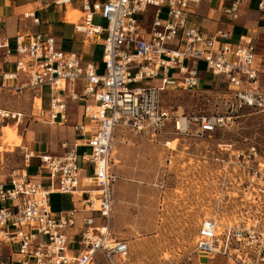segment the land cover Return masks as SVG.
Instances as JSON below:
<instances>
[{
	"label": "built area",
	"instance_id": "obj_1",
	"mask_svg": "<svg viewBox=\"0 0 264 264\" xmlns=\"http://www.w3.org/2000/svg\"><path fill=\"white\" fill-rule=\"evenodd\" d=\"M204 1L52 0L54 6L76 4L82 21L76 30L86 39H101L100 73L79 54L56 49L49 33L25 32L14 37L15 70L28 73V87L37 94L42 86L48 87L50 117L64 118L66 103L61 93L81 81L80 96L94 102L83 107V116L95 124V130L82 144L65 146L62 154L36 155L38 165L32 176L22 169L0 182V241L15 246L12 263L95 264L101 254L106 264H117V259L127 255L126 240L114 237L110 228L113 132L126 127L135 135L153 138L165 133L169 123L178 135L188 134L192 124L196 135L213 132L223 118L175 116L160 105V95L168 87L199 89L198 61L226 84L239 107L264 111V66L257 58L253 35L242 34L233 44L228 31L215 29L209 34L188 22L191 9ZM256 1L258 12L264 14V0ZM241 2L232 0L226 8L231 20L238 18ZM149 8L150 20L144 28L139 17ZM95 15L106 21L104 27L93 23ZM21 17L39 24L34 12ZM4 45L0 41V48ZM156 79L159 84L153 82ZM69 98L75 100L78 95L71 91ZM91 106L96 108L91 110ZM16 115L20 114L0 110L1 118ZM74 130L84 136L83 125L76 124ZM80 146L88 151L79 154ZM225 150L230 152L228 160L218 159L221 169L225 172L230 164L233 181L245 184L243 194L251 189L250 196L239 198L234 221L222 229L217 220H203L196 232L195 251L205 256L203 264L216 258H222L223 264H264V154L253 146ZM30 157L25 154V167ZM42 176L47 183L41 181ZM51 193L78 197L68 210L54 213L49 206ZM0 264L5 263L0 260Z\"/></svg>",
	"mask_w": 264,
	"mask_h": 264
},
{
	"label": "rangeland",
	"instance_id": "obj_2",
	"mask_svg": "<svg viewBox=\"0 0 264 264\" xmlns=\"http://www.w3.org/2000/svg\"><path fill=\"white\" fill-rule=\"evenodd\" d=\"M80 16L81 13L76 21ZM164 16L162 13L161 18ZM93 23L106 25L98 15L94 16ZM254 34L258 59L263 64L264 34L257 30ZM96 53H102L101 46ZM197 67L203 71L204 63L198 61ZM19 72L23 85L17 92L0 90V110L9 115L20 114L15 118L0 117V182L8 181L9 176L19 170L28 171L29 165L25 167V147L31 134L28 126L41 113L38 94L26 85L28 73ZM242 81L243 85L247 83L245 77ZM228 90L218 78L214 83L202 78L198 90L168 87L160 95V105L171 115L223 118L211 133L196 135V126L192 124L188 134L178 135L173 133L169 123L164 127L165 133L150 138L149 135H135L125 127L122 129L128 135L125 149L115 151L111 145L112 160L122 152L129 160L131 158L133 167L112 182L111 232L114 237L126 240L129 249L126 258L117 259V264H203L207 261L205 256L195 251L200 223L214 219L222 229L234 221L241 204L239 198L250 196L251 189L243 194L245 184L233 181L232 166L229 164L224 172L218 159L228 160L230 150L226 152L225 149L229 147L253 146L264 154V111L250 106L239 107ZM43 96L45 102L50 101L47 87ZM116 130L118 134L120 129ZM83 150L86 149L78 153ZM32 159L38 161L33 156L29 164ZM230 162L234 160L231 158ZM118 165L113 161L110 166L113 176ZM137 166L140 168L136 169ZM49 206L53 211L58 210L60 197H49ZM218 260H208V264H217ZM94 262L106 264L101 254Z\"/></svg>",
	"mask_w": 264,
	"mask_h": 264
},
{
	"label": "crops",
	"instance_id": "obj_3",
	"mask_svg": "<svg viewBox=\"0 0 264 264\" xmlns=\"http://www.w3.org/2000/svg\"><path fill=\"white\" fill-rule=\"evenodd\" d=\"M231 1L232 0H224L223 2L204 1L191 9V13L188 15V22L201 27L209 34H212L215 29L228 31L231 36L230 42L233 44L238 43V37L242 34L249 33L254 37L255 30H257L258 33L261 32L264 34V14L258 12L256 5L257 1L242 0L239 16L234 20H231L226 13V8ZM51 3L52 0H0V41L5 43V45L0 48V90L17 92V89L23 85L20 84V72L15 70V62L18 56L14 54V37L19 33H31L35 31L49 33L55 39L56 49L79 54L83 61L93 63L97 71L99 73L102 72V53H100V55L96 53V49L99 46H101L103 50L101 39H86L82 32L76 30V26L82 22L81 19L76 21L80 13L79 9L75 8L76 4L71 5V9L67 10L68 7L54 6ZM28 11L34 12L35 16L38 17V25L33 24L30 18L23 19L21 17L23 13ZM151 11L152 8H149L145 15L139 17L144 28L148 26ZM7 50L9 52H7ZM14 73H16V75L12 79L3 77L4 75ZM173 73L174 72H171L170 74L174 75ZM211 77L212 75L206 72L204 67L203 71L199 73V83L202 78H207L210 83H214L215 78ZM26 82V85H28V81ZM153 82L155 84L160 83L159 79ZM45 87L47 86L41 87L38 93L39 98L37 99L41 113L37 118H34L32 124L28 126V129L31 130V134L26 142L27 147H25V151L26 154H30L31 157H36V155L40 153L50 155L62 154L65 151V146H69L74 142L82 144L95 130V124L90 119L83 116V107L87 104L92 105L94 102L92 98H83L80 96L82 90L81 81L77 82L72 87L68 86L64 92L61 93L66 103L63 119H60L59 115L55 118L50 117V102L49 100L45 102L43 96ZM71 91L77 93V99L71 100L69 98V93ZM76 124L83 125L84 136H81L74 130ZM127 136L128 135H125L122 129L119 130L118 134L117 130H114L112 147L115 151L125 149V144L128 139ZM80 149H86L83 151H88L85 146L78 147L77 151ZM114 158L113 160L111 158V165L113 161L119 163L115 168L114 181H116V176H124L127 172L133 170V167L130 164L131 158L129 160L122 152H119ZM28 165H31L30 167L28 166V171L31 169H33V171L31 173L27 171V173L32 176L35 173L38 161L36 162L32 159L31 164H29L28 161ZM137 168L139 169L140 167L137 166L136 169ZM41 181L47 183L48 180L45 176H42ZM55 195L60 197V208L55 211L51 210L54 213L68 210L72 206V200L75 201L77 200L76 197H78L77 195L70 196L68 194L58 193H51L49 197ZM70 248L71 251L75 253L76 247L71 244ZM14 250L15 246L0 241V251L2 253L1 262L5 264H16L12 263V260L15 258L13 255ZM223 263V259L219 258L217 264Z\"/></svg>",
	"mask_w": 264,
	"mask_h": 264
},
{
	"label": "bare ground",
	"instance_id": "obj_4",
	"mask_svg": "<svg viewBox=\"0 0 264 264\" xmlns=\"http://www.w3.org/2000/svg\"><path fill=\"white\" fill-rule=\"evenodd\" d=\"M59 86L62 88V87H63V83L61 82V84H60ZM95 108H96V107H94V106L91 107L92 110H94ZM57 110H58V108L56 107V105H54L53 111L55 112V111H57ZM167 143H169V142H167ZM126 256H127V255L122 256V258L124 259V258H126Z\"/></svg>",
	"mask_w": 264,
	"mask_h": 264
}]
</instances>
